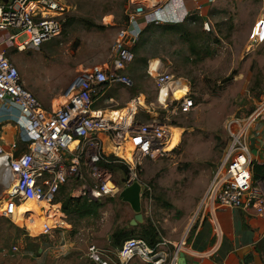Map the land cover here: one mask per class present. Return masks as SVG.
Masks as SVG:
<instances>
[{"label":"rangeland","instance_id":"1","mask_svg":"<svg viewBox=\"0 0 264 264\" xmlns=\"http://www.w3.org/2000/svg\"><path fill=\"white\" fill-rule=\"evenodd\" d=\"M141 1L70 0L72 22L63 29L61 37L36 51L19 53L10 49L6 55L18 69L24 87L43 108H47L54 94L51 104L57 105L77 72L108 63L117 32L127 26L129 14ZM197 6L189 8L190 16L202 20L189 24L185 37L164 32L159 28L164 23L153 24L141 40L138 37L131 46L134 60L123 72L131 86H112L94 103L97 108L118 110L142 96L149 112L140 110L135 120L145 124L156 117L162 122L166 115L158 108L157 89L147 73L149 63L158 61L165 73L188 83L194 110L170 118L171 125L178 128L173 141L175 145L179 140L177 147L162 159L144 160L141 174V181L152 194L151 204L141 201V213L154 223L164 240L174 239L173 242L182 238L201 212V201L229 144L227 124L232 118L245 119L264 101V42L249 41L262 15L264 0H215L199 10ZM150 24L143 23L141 30ZM2 36L0 33V40ZM192 39H196L194 49L187 43ZM232 73L235 75L228 80ZM108 98L113 99L112 104L105 103ZM263 132L264 112L249 134L253 159L257 155L264 158ZM121 178L120 172L112 173L116 184ZM67 184L71 185L66 188L71 193L75 185L72 181ZM59 197L60 192L58 200ZM100 202L103 207L99 218L77 222L76 233L71 232V227L61 234L40 236L39 221L27 230L30 226L20 215L14 219L16 224L0 216V264H93L87 257V247L110 249L108 236L113 229L134 216L118 195L103 197ZM21 206L18 214L30 209ZM67 221L70 224L68 218ZM128 264L142 263L133 260Z\"/></svg>","mask_w":264,"mask_h":264},{"label":"built area","instance_id":"2","mask_svg":"<svg viewBox=\"0 0 264 264\" xmlns=\"http://www.w3.org/2000/svg\"><path fill=\"white\" fill-rule=\"evenodd\" d=\"M177 1L182 3V0ZM69 2L10 0L0 4V33L3 34L0 40V105L17 108L27 122L25 152L14 155L0 144V172L8 170L0 175V179L7 182L0 199V216L16 224L14 219L20 215L28 221L27 230L39 221L40 236L70 230L61 201L57 199L61 188L69 181L75 185L70 193L72 197L90 201L119 197L121 190L136 182L141 188V201L143 197V201L151 204V189L141 181L143 162L162 159L177 147L179 140L172 145V135L178 128L171 125L170 118L187 115L195 108L188 83L165 73L156 60L149 63L147 73L155 83L158 108L166 115L164 121L152 117L142 124L135 120L140 110L149 112L142 96L130 100L123 109L94 107L110 87L132 84L123 72L134 60L131 46L141 32L138 18L145 24L157 25L182 23L190 16V10L185 9L182 15L164 18L160 2L153 6L139 3L140 6L129 14L127 26L117 32L108 63L77 72L62 91L60 102L51 104L49 109L43 108L24 87L18 69L6 53L10 49L19 53L36 51L61 37L63 21L73 9ZM249 41L253 44L264 42V8ZM170 83L185 90L180 98L173 97L168 87ZM164 90L165 95H162ZM105 103L112 104L113 99L108 98ZM263 112L264 101L245 119L232 118L227 124L229 144L201 201V212L239 209L264 215V180L252 179L254 159L248 147L251 128ZM262 136L264 139V132ZM112 163L127 170L122 187H118L112 172L105 167ZM24 203L34 204L37 209L18 214V207ZM186 238L184 234L179 241L170 242L161 237V242L154 247L142 239L130 238L115 252L89 245L87 257L93 264H128L133 260L142 264H178L179 256L187 251ZM13 250L17 249L13 247Z\"/></svg>","mask_w":264,"mask_h":264},{"label":"crops","instance_id":"3","mask_svg":"<svg viewBox=\"0 0 264 264\" xmlns=\"http://www.w3.org/2000/svg\"><path fill=\"white\" fill-rule=\"evenodd\" d=\"M159 2L163 8L162 16L172 18L182 15L185 9L189 10L193 5L201 9L215 0H198L197 3L193 0H182V3L177 0ZM141 3L148 5L149 2L142 0ZM156 4L151 2L150 6ZM138 22L141 25L144 23L142 18H138ZM30 90L33 93L35 91L32 87ZM55 96L50 98L46 109H49ZM26 125V119L17 108L0 105V144L14 155L27 150L24 141ZM253 161L264 163V158L257 155ZM184 234L187 237V251L181 254L182 258L179 256L178 264H264V215L239 209L200 212ZM169 241L173 242L174 239Z\"/></svg>","mask_w":264,"mask_h":264},{"label":"trees","instance_id":"4","mask_svg":"<svg viewBox=\"0 0 264 264\" xmlns=\"http://www.w3.org/2000/svg\"><path fill=\"white\" fill-rule=\"evenodd\" d=\"M2 3V2H0ZM202 20L200 17L197 16H189L186 21L180 23H164L163 26L159 27L164 32H174L179 33L180 37H185L184 34H188L186 30H188V25L192 24L193 22ZM72 22L71 16H67L63 21V29L68 26ZM91 25V23L89 24ZM94 26V25H92ZM153 24L147 25L145 29L141 30L140 32V40L146 34V32L153 27ZM102 26H96V28H101ZM158 27V26H157ZM196 39L187 40L189 42V46L191 49H194L197 45L195 42ZM138 45H135L134 52L136 53V48ZM16 52V51H15ZM11 53V52H10ZM8 57V55H7ZM133 74V71L131 70ZM235 73H232L230 77L231 79ZM173 145V143H172ZM172 147V146H171ZM170 148V147H169ZM105 167L112 173L120 172L122 174V178L117 183L118 187H122L123 182L125 180L127 170L124 166L118 164H109L105 165ZM252 179L254 181L264 180V163H252ZM69 184H66L61 191V197H59L61 201V210L67 216L70 225L72 227L71 232L76 233L77 230V222L79 221H89V220H97L100 216V210L103 207V203L100 201H90L83 197H72L70 195L69 190L67 191ZM143 200V197H142ZM130 221V220H129ZM129 221L122 225L117 226L113 229L111 234L108 236V246L113 252L120 249L122 243L130 238H138L144 240L150 247H154L157 243L161 242V234L157 227L152 223L149 219H145L142 224H138L134 227L129 225ZM18 232H22L19 229H16ZM91 262V261H90Z\"/></svg>","mask_w":264,"mask_h":264},{"label":"water","instance_id":"5","mask_svg":"<svg viewBox=\"0 0 264 264\" xmlns=\"http://www.w3.org/2000/svg\"><path fill=\"white\" fill-rule=\"evenodd\" d=\"M10 0H0V2L7 3ZM8 172L2 171L0 175ZM6 185L3 184V181L0 179V199L4 193ZM141 188L138 183H133L132 185L124 188L119 193V198L123 203H126L130 206L131 210L134 213L133 219L129 221V225L134 227L138 224L143 223V215L141 213V196H140ZM183 257L182 255L180 256Z\"/></svg>","mask_w":264,"mask_h":264},{"label":"bare ground","instance_id":"6","mask_svg":"<svg viewBox=\"0 0 264 264\" xmlns=\"http://www.w3.org/2000/svg\"><path fill=\"white\" fill-rule=\"evenodd\" d=\"M158 3V2H157ZM154 63V62H153ZM168 87L170 88V90L172 91V94H173V97L174 98H176V99H178V98H180L183 94H184V92H185V90H183V89H179V88H177V87H175L173 84H168ZM162 95H165V90L164 91H162ZM140 102H142V100L140 99ZM124 113H126L125 111H123V114ZM173 139H172V143H173V141H174V137H175V129L173 130ZM3 184L4 185H7V182L4 180L3 181ZM24 205H27L28 207H30V209L28 210V211H30V210H32V209H34V210H36L37 209V207L34 205V204H29V203H24V204H22V206H21V208H23L24 207ZM19 206V207H20ZM19 207H18V209H19ZM18 211V210H17ZM28 211H26V212H28ZM24 222H26L25 220H24ZM27 224H28V221H27Z\"/></svg>","mask_w":264,"mask_h":264}]
</instances>
